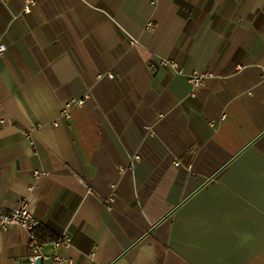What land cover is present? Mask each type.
Listing matches in <instances>:
<instances>
[{
    "label": "crops",
    "instance_id": "1",
    "mask_svg": "<svg viewBox=\"0 0 264 264\" xmlns=\"http://www.w3.org/2000/svg\"><path fill=\"white\" fill-rule=\"evenodd\" d=\"M0 48V210L42 264H264V0H0Z\"/></svg>",
    "mask_w": 264,
    "mask_h": 264
},
{
    "label": "built area",
    "instance_id": "2",
    "mask_svg": "<svg viewBox=\"0 0 264 264\" xmlns=\"http://www.w3.org/2000/svg\"><path fill=\"white\" fill-rule=\"evenodd\" d=\"M33 2V1H32ZM31 2V3H32ZM146 28L148 30L152 29V23L148 22L146 24ZM2 49L0 48V51ZM161 65L171 67L172 69H177V64L173 60H162ZM208 74H199L194 73L190 77V82L197 86L199 85L203 79ZM100 77V75H98ZM108 77H111L110 74H108ZM84 103V100H75V101H69L64 104V107L61 111V116L68 118L69 117V109L74 105H82ZM176 165H179V162L176 163ZM37 173L35 172V175ZM107 208L109 209L110 206L108 205ZM40 224L39 221L36 219L33 210L31 209V206L28 202V199H21L17 202V204L14 205L13 208H11L8 211H2L0 210V230L1 231H9L13 230L15 228L22 229L26 235H27V244L34 252L33 256L30 258V264H33L34 261L41 257L39 254L40 250V244L36 236V232L39 228ZM54 246H59L61 244H69V239L65 234H61V236L52 242ZM58 259V258H56Z\"/></svg>",
    "mask_w": 264,
    "mask_h": 264
},
{
    "label": "water",
    "instance_id": "3",
    "mask_svg": "<svg viewBox=\"0 0 264 264\" xmlns=\"http://www.w3.org/2000/svg\"><path fill=\"white\" fill-rule=\"evenodd\" d=\"M43 259L41 257L37 258L33 264H42ZM26 264V263H25Z\"/></svg>",
    "mask_w": 264,
    "mask_h": 264
},
{
    "label": "trees",
    "instance_id": "4",
    "mask_svg": "<svg viewBox=\"0 0 264 264\" xmlns=\"http://www.w3.org/2000/svg\"><path fill=\"white\" fill-rule=\"evenodd\" d=\"M38 240H39V238H38ZM40 241V240H39ZM40 243H41V241H40Z\"/></svg>",
    "mask_w": 264,
    "mask_h": 264
}]
</instances>
